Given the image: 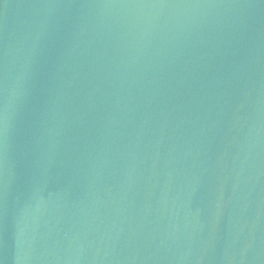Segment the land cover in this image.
I'll list each match as a JSON object with an SVG mask.
<instances>
[{"label": "water", "instance_id": "obj_1", "mask_svg": "<svg viewBox=\"0 0 264 264\" xmlns=\"http://www.w3.org/2000/svg\"><path fill=\"white\" fill-rule=\"evenodd\" d=\"M0 264H264V0H0Z\"/></svg>", "mask_w": 264, "mask_h": 264}]
</instances>
